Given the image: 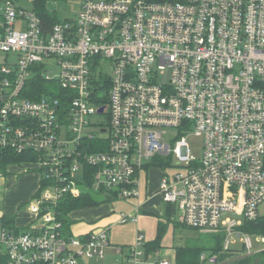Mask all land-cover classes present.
I'll list each match as a JSON object with an SVG mask.
<instances>
[{"label":"built area","instance_id":"obj_1","mask_svg":"<svg viewBox=\"0 0 264 264\" xmlns=\"http://www.w3.org/2000/svg\"><path fill=\"white\" fill-rule=\"evenodd\" d=\"M0 55V152L36 155L41 174L26 204L34 222L22 233L0 228V264L103 260L110 229L67 237L60 201L88 181L137 198L139 172L172 158L178 172L162 176L158 195L180 223L221 235L222 252L240 242L246 258H264V234L244 231L264 224V0H83L74 20L51 28L0 0ZM53 60L55 77L44 65ZM167 130L178 132L171 143ZM188 133L202 139L199 159ZM144 244L137 234L126 264H170L146 258Z\"/></svg>","mask_w":264,"mask_h":264},{"label":"crops","instance_id":"obj_2","mask_svg":"<svg viewBox=\"0 0 264 264\" xmlns=\"http://www.w3.org/2000/svg\"><path fill=\"white\" fill-rule=\"evenodd\" d=\"M56 1L65 3L66 5L71 7L75 19L80 10V6L83 0ZM74 19H64L63 21H72ZM31 168L32 167H29L27 165H11L7 168V172L5 175H0V191L5 192L3 196L5 200V206L0 211V228L4 227L5 229H7L2 223V221L5 220L9 221V224H11L15 228L13 230L7 229L8 231L13 233H22L29 228L32 222H34V218L27 213L26 204L37 192L41 182V175L39 174V172L32 171L33 169ZM162 170L164 169L161 167L149 165L139 172V196L130 200L135 203L130 212L127 213V215L132 214L133 216H136L137 221L135 223L130 222V224H132L130 226H127L129 222L126 223L127 225L120 224L119 219H117L114 224L118 226L113 235L112 241H110L111 246L105 252V258L100 261L93 260L91 262L82 260L84 261L83 264H124L123 260L125 259V255L127 252L126 249L133 245L135 236L137 234H140V232L142 231L143 234L145 233L148 236L147 240H145V243L153 242L157 236L159 224L163 225L165 230L160 241V247L161 249L166 247V245L163 244V239L166 232H168V229H171L170 227H175L177 214L173 207L164 204L158 195V184L162 176L165 174V171ZM19 171H24L26 176L15 178L14 173H17ZM153 174H155L156 176H154ZM15 185V189H17V191H7ZM118 199L119 198L117 197L116 200ZM21 203L23 204L19 205ZM103 204L104 203L96 207L76 210L69 215V220L71 221V223L72 221L81 222L79 228L80 231L78 232L77 237H85L96 229L106 228L97 226L101 224V222L103 221L102 219L108 213L107 207H109V204ZM121 214L123 213H120V215ZM152 224L156 225L155 234ZM107 227L109 228V225H107ZM68 229L65 228L64 233L67 237H71ZM202 235H210V233H202ZM199 246L205 247L203 245ZM115 247L122 248V254H117L115 251ZM176 248L178 247H172V250L170 252H166V254H169V256H171L172 264H174ZM161 249L157 251V253L160 252ZM157 253L156 256H158ZM207 253H209V255H207ZM203 254L206 256H216L218 262L219 259H221L222 262H224L223 264H259V262L254 258L245 257V251L240 242L235 244V246H232L229 251L226 252H222L221 248V251L217 254H211L209 251H204L201 255Z\"/></svg>","mask_w":264,"mask_h":264},{"label":"rangeland","instance_id":"obj_3","mask_svg":"<svg viewBox=\"0 0 264 264\" xmlns=\"http://www.w3.org/2000/svg\"><path fill=\"white\" fill-rule=\"evenodd\" d=\"M15 6L25 9V10H33L34 8V3L32 1L29 0H13ZM46 8L48 10H50L51 12L55 13V17L57 21H63L64 19L70 20V19H74V15H73V10L71 9V7H69L68 5H66L65 3L62 2H58L56 0H48L46 3ZM5 56L0 55V62L4 61ZM44 65H46L47 70L50 72V75L52 77L58 76L59 74V67L57 65V62L55 60L53 61H45ZM162 80V77H159V81ZM102 118L100 117H94L93 119H91V123L92 124H96V122H101ZM61 138L63 141H65L66 139V134H65V127L61 128ZM91 132L93 133H98L99 136V130L97 129V131H95L94 129H91ZM177 131L176 130H167V134L165 136V140L167 143H171L174 140H176V136H177ZM185 140L187 142V145L189 147V152L190 155L195 157L196 159H199L202 155V139L198 136H196L193 133H188L185 135ZM68 149L70 151H72L74 149V145L73 144H69ZM151 162H149L150 164ZM162 163H164L162 161ZM170 163L171 167H167L166 170H162L165 171V173L168 176L174 175L175 173L178 172L177 167L175 166V164L177 163L175 158L172 159H168V161L166 163H164L166 166L167 164ZM73 165H77L79 171L77 172V174H75V176L80 177L83 173V168L79 165L78 162H74ZM26 169V168H25ZM154 176H156L155 174H153ZM26 176V174L24 173V171L22 172H17L14 173V177L15 178H21ZM17 185V184H16ZM16 185L11 187L10 189H8L7 191H17ZM7 193V192H6ZM4 191H0V211L4 208L5 206V200H4ZM131 199H127V200H123V199H118L116 201H112L109 203H104L105 204H109V207H107L108 213L107 215L102 219L103 221L101 222V224L97 225L99 227H107V225H109L110 228V241H112L113 235L116 231V228L118 225L114 224V222L119 219L120 213H123L124 215H127V213L130 212V210L132 209V207L134 206L133 201H130ZM23 203L19 204L22 205ZM17 205V206H19ZM16 206V204H15ZM129 215V214H128ZM132 215V214H131ZM178 214L176 216V220H175V227H170L171 229H168V232H166L164 239H163V244L166 245L165 248L161 249L160 252L157 253V257L158 258H164L166 259L168 262L171 263V256H169V254H166V252H170L172 250V247H186V246H194V245H203L205 247L210 246L211 244V239L208 236H204L202 235V233L199 230L196 229H192L189 227H185L184 225H182L179 221H178ZM80 221L79 222H75L72 221V223L70 224L69 227V232L71 234L72 238H76L78 236V232L80 231ZM103 223V224H102ZM132 224V223H131ZM130 222L127 226L131 225ZM153 228H154V234H155V226L154 224H152ZM82 227V226H81ZM140 235L143 236L144 241L147 240V234H143V232H140ZM217 235V234H216ZM251 242L253 245V250L255 251L258 248H260V246H262L261 244H257L256 241V237L255 236H251ZM112 243V242H111ZM260 245V246H259ZM238 248V246H237ZM236 248V249H237ZM207 255H209V253H207ZM105 258V257H104ZM255 260H257L259 263L262 264L261 261V257H252ZM84 261H82L81 259L78 261V264H83ZM124 264H126L125 259L123 260ZM224 262H222L221 259H219L218 264H223ZM228 264H233V263H228Z\"/></svg>","mask_w":264,"mask_h":264},{"label":"trees","instance_id":"obj_4","mask_svg":"<svg viewBox=\"0 0 264 264\" xmlns=\"http://www.w3.org/2000/svg\"><path fill=\"white\" fill-rule=\"evenodd\" d=\"M34 10L39 16L42 24L45 28H51L54 24L58 23L56 17L53 12L46 8L47 0H34ZM40 82V81H39ZM39 86H42V83H39ZM37 160L36 155L31 154H16L15 152H0V175H5L7 172V168L11 165H19L24 166L27 165L32 167V171L39 172L40 171L33 167L32 164ZM156 167L165 168L164 163L162 161H155ZM41 175V174H40ZM86 185L83 187V191L80 197L78 198H63L58 204L57 212H58V221H60L65 228L68 229L71 221L69 220V215L76 210L96 207L102 203L112 202L117 199L116 194L112 191L107 192L104 190L95 191L90 186V181H88ZM43 185V184H42ZM41 190V182L39 188L34 196H36ZM33 196V197H34ZM2 223L8 230L15 229L9 221L3 220ZM262 227L252 228V227H244V231L248 233H261L264 234V224ZM164 226L159 224L158 232L155 240L153 242H148L144 244V253L146 258L157 257L156 253L161 249L160 241L164 234ZM208 236L211 239V244L208 247H202L199 245L187 246V247H178L175 249V257L174 264H200V255L204 251H209L211 254H217L221 251L222 246V236L216 234L204 235ZM128 249V248H127ZM126 249V250H127ZM158 258V257H157ZM261 261H264V258H261ZM261 264V263H259Z\"/></svg>","mask_w":264,"mask_h":264},{"label":"water","instance_id":"obj_5","mask_svg":"<svg viewBox=\"0 0 264 264\" xmlns=\"http://www.w3.org/2000/svg\"><path fill=\"white\" fill-rule=\"evenodd\" d=\"M99 112H102V109H100Z\"/></svg>","mask_w":264,"mask_h":264}]
</instances>
